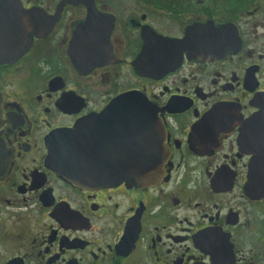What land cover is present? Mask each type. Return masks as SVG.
Returning <instances> with one entry per match:
<instances>
[{"label": "flooded vegetation", "instance_id": "1", "mask_svg": "<svg viewBox=\"0 0 264 264\" xmlns=\"http://www.w3.org/2000/svg\"><path fill=\"white\" fill-rule=\"evenodd\" d=\"M14 1L30 44L0 62V264H264V0ZM124 94L150 107L153 181L55 170L53 134Z\"/></svg>", "mask_w": 264, "mask_h": 264}, {"label": "water", "instance_id": "2", "mask_svg": "<svg viewBox=\"0 0 264 264\" xmlns=\"http://www.w3.org/2000/svg\"><path fill=\"white\" fill-rule=\"evenodd\" d=\"M18 5L14 0H0V27L3 26L5 33L0 62L12 60L30 44V38L26 47L16 40L26 39L29 28L24 26V20L19 22L17 18ZM10 29H15L17 35ZM72 60L77 63L75 56ZM109 105L112 106L102 115L53 134L49 145L53 168L76 183L124 182L132 186L151 183L158 174L157 165L162 157L152 153L159 150L155 145L157 139L144 132L150 122H141L142 118H150L146 114L150 107L131 94L121 95ZM117 114L119 121L115 120Z\"/></svg>", "mask_w": 264, "mask_h": 264}]
</instances>
